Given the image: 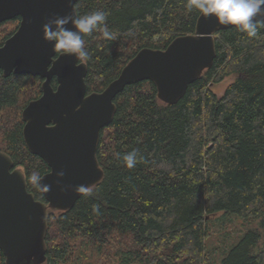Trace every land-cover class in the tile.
Wrapping results in <instances>:
<instances>
[{"label":"trees","instance_id":"1","mask_svg":"<svg viewBox=\"0 0 264 264\" xmlns=\"http://www.w3.org/2000/svg\"><path fill=\"white\" fill-rule=\"evenodd\" d=\"M185 4L78 0L76 15L104 11L109 30L118 33L114 40L100 31L83 35L87 93L102 91L138 50L165 49L174 38L194 34L200 13H189ZM19 20L0 24V46ZM214 45L211 67L175 104L160 101L150 80L127 85L115 97L114 117L101 130L96 151L103 177L70 210L48 209L43 264H103L110 254L116 264H210L205 242L212 216L263 212L264 22H257L255 37L239 28L218 30ZM228 76L233 81L217 95L211 85ZM40 83L37 76L0 70V151L22 171L27 190L45 202L28 177L49 168L28 151L21 133V111L41 95ZM133 150L138 161L129 169L122 157ZM261 230L264 215L219 264H264V248L253 249ZM84 248L102 259L85 262Z\"/></svg>","mask_w":264,"mask_h":264},{"label":"water","instance_id":"2","mask_svg":"<svg viewBox=\"0 0 264 264\" xmlns=\"http://www.w3.org/2000/svg\"><path fill=\"white\" fill-rule=\"evenodd\" d=\"M77 1L0 0V24L20 19L15 32L0 46L2 74L42 79L41 95L21 111V133L28 151L48 166L42 183L50 185L47 192L37 188L45 202L35 199L22 171L0 151V250L5 264H43L48 209L70 210L84 195L74 190L77 185L91 188L101 181L103 170L96 156L100 132L111 123L114 99L125 86L150 80L160 101L175 104L211 67L216 55L214 33L238 28L199 14L194 34L174 38L165 49L138 50L102 91L87 93L85 62L74 55L57 54L42 30L49 19L76 15ZM255 19L264 22V15ZM60 170L63 177L56 176ZM63 186L71 187L62 191Z\"/></svg>","mask_w":264,"mask_h":264},{"label":"clouds","instance_id":"3","mask_svg":"<svg viewBox=\"0 0 264 264\" xmlns=\"http://www.w3.org/2000/svg\"><path fill=\"white\" fill-rule=\"evenodd\" d=\"M185 8L189 13L196 10L205 18L212 15L218 23L235 25L249 37H255V18L264 15V0H186ZM106 18L107 14L100 10L84 15L56 16L42 25L44 38L52 43L55 51L84 60L88 57L84 34L91 35L100 31L103 37L109 40L117 38L118 33L109 30ZM69 23L73 28L65 27ZM122 159L127 168H134L138 161L137 152H128ZM64 174L63 170L56 172L57 177H63ZM28 180L36 188L45 192L50 190V185L42 183L43 177L38 172H32ZM56 183L60 184V181L57 180ZM67 187L71 186H63L61 190H66ZM74 190L85 195L92 192V189L85 185H77Z\"/></svg>","mask_w":264,"mask_h":264},{"label":"rangeland","instance_id":"4","mask_svg":"<svg viewBox=\"0 0 264 264\" xmlns=\"http://www.w3.org/2000/svg\"><path fill=\"white\" fill-rule=\"evenodd\" d=\"M19 24V23H18ZM234 76H228L224 78L221 82L211 85V89L217 95H221L225 88L233 81ZM263 212L255 217L243 218L236 215H229L218 213L211 217L208 222V233L209 236L206 239V253L208 255L210 264H219L224 254L230 249V246L238 240V238L242 237L245 231L249 229H256L260 227V221ZM261 240L254 247V252L259 251L261 248H264V230H261ZM79 253H82L87 256L85 262H94L90 257L96 262L100 261L99 257H93V252L88 250L87 248L81 249ZM105 258L101 261H104L103 264H116V261L112 254L105 255ZM93 264V263H90ZM96 264V263H94ZM100 264V263H99ZM196 264V263H193Z\"/></svg>","mask_w":264,"mask_h":264},{"label":"flooded vegetation","instance_id":"5","mask_svg":"<svg viewBox=\"0 0 264 264\" xmlns=\"http://www.w3.org/2000/svg\"><path fill=\"white\" fill-rule=\"evenodd\" d=\"M41 79V78H40ZM41 82H42V79H41ZM41 84V83H40Z\"/></svg>","mask_w":264,"mask_h":264}]
</instances>
